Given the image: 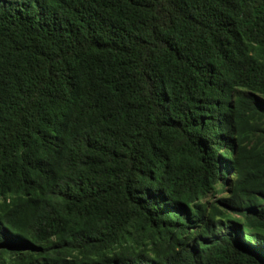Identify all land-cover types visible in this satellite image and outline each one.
Returning a JSON list of instances; mask_svg holds the SVG:
<instances>
[{
  "label": "trees",
  "instance_id": "16d2710c",
  "mask_svg": "<svg viewBox=\"0 0 264 264\" xmlns=\"http://www.w3.org/2000/svg\"><path fill=\"white\" fill-rule=\"evenodd\" d=\"M0 264H264V0H0Z\"/></svg>",
  "mask_w": 264,
  "mask_h": 264
}]
</instances>
